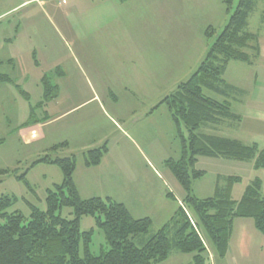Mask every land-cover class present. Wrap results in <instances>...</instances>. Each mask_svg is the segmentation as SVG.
<instances>
[{
	"label": "rangeland",
	"instance_id": "rangeland-1",
	"mask_svg": "<svg viewBox=\"0 0 264 264\" xmlns=\"http://www.w3.org/2000/svg\"><path fill=\"white\" fill-rule=\"evenodd\" d=\"M24 1L28 0H0V15ZM238 1L228 8L225 0H108L109 10L94 14L91 4L100 5L101 0H32L3 15L0 75L9 76L28 95L25 99L15 86L0 84V197L17 198L7 213L18 211L28 220L27 204L45 211L46 190L62 182V173L54 165H32L46 156L74 155L79 166L73 175L81 183L82 195L105 193L134 219L152 221L148 233L134 240L136 246L155 235L179 206L193 223L182 203L185 193L165 166L166 161L181 158L182 141L167 108L155 107L195 73ZM209 27L215 31L211 39L205 36ZM245 31L257 35L264 47V1L257 0ZM252 65L228 63L223 79L237 91L227 98L207 89L203 94L218 102L228 100L239 115L251 108L250 103L264 106V55ZM56 68L62 75L54 73ZM45 74L60 83L62 93L57 101L36 109V121L71 112L42 128L45 137L25 144L20 134L28 132L22 127L30 119V108L43 100L40 80ZM229 124L220 132L203 125L198 133L241 137L246 145L256 142L264 149L262 126L246 119ZM180 130L188 148V132L183 125ZM65 139L70 141L67 148L51 150ZM102 145L108 149L102 164L86 169L84 177V155ZM195 169L205 173L191 183L198 199L213 197L216 186L224 191L227 179L238 177L240 182L231 190L232 200L238 202L253 180L264 179V170H255L253 161L199 157ZM24 173L34 194L18 179ZM71 214L69 208L61 210L62 218L71 219ZM91 229L90 251L98 256L108 249L104 235L92 217H83L80 230ZM205 246L208 264H264V236L252 219L233 221L229 252L223 258ZM192 257L173 250L162 264H193Z\"/></svg>",
	"mask_w": 264,
	"mask_h": 264
},
{
	"label": "trees",
	"instance_id": "trees-1",
	"mask_svg": "<svg viewBox=\"0 0 264 264\" xmlns=\"http://www.w3.org/2000/svg\"><path fill=\"white\" fill-rule=\"evenodd\" d=\"M232 1L225 0L228 8ZM256 2L238 1L236 9L214 39L195 73L157 106L164 105L167 108L182 141L181 158L178 161L170 159L165 162V166L185 193L182 203L189 209L193 223L179 206L172 218L138 247L134 240L148 233L152 225L149 218L134 219L123 204L110 198L82 199L73 182L77 164L75 157L53 159L46 156L35 162L32 168L38 164L54 165L62 173V182L46 190L45 211L27 204L30 214L26 220L18 211L7 213L16 203V197H0V264H162L173 250L192 254L193 264H208L205 245L223 258L227 253L235 219H252L256 230L264 236V196L261 194L264 179L253 180L238 202L231 198L233 185L240 182L238 177H229L224 191L216 186L211 198L198 199L191 192V183L205 175L195 169L199 157L253 161L255 170H264V149H259L257 144L245 145L235 139L198 133L203 125L218 126L240 120L232 112L228 100L218 102L206 97L203 89L227 98L230 92L237 91L223 79L227 64L236 61L252 65L258 58V36L245 31ZM214 35L215 31L210 27L205 31L206 38L211 39ZM245 50H249L251 55ZM54 73L62 75L59 68ZM40 81L43 100L30 108V119L22 128L35 125L36 109L44 108L59 96V87L49 74L43 75ZM2 83L15 86L19 94L28 99V95L9 76L0 75ZM181 125L188 132V148L180 130ZM2 143L3 140H0ZM67 147V142H63L54 145L51 150ZM107 153L106 145L88 151L84 155V166H98ZM26 175L24 173L18 179L34 194ZM166 196L174 199L171 194ZM63 208L72 210L71 219L62 218ZM86 216L95 220L108 247L98 256L90 251L93 229L85 232L80 230V221ZM81 247L83 256H80Z\"/></svg>",
	"mask_w": 264,
	"mask_h": 264
},
{
	"label": "crops",
	"instance_id": "crops-1",
	"mask_svg": "<svg viewBox=\"0 0 264 264\" xmlns=\"http://www.w3.org/2000/svg\"><path fill=\"white\" fill-rule=\"evenodd\" d=\"M32 0H28V1H24L23 3H21L19 6L17 7H13L11 8L9 11H7L6 13H4L3 15L7 14V13H10V12H13V11H16L18 8H20L21 6L27 4V3H30ZM102 3L100 5H94L93 3L91 4L92 6L90 7V10L92 13L94 14H102L104 13L105 11L109 10V6L107 5L108 3V0H101ZM106 4H104V3ZM3 15H0V18L3 16ZM99 17V15H98ZM100 18V17H99ZM16 34V33H15ZM260 47V54L258 56V58L256 59V62L260 61V59L263 57L264 55V47L259 45ZM14 63V62H13ZM13 63L11 65H13ZM228 65V64H227ZM15 65H13L14 67ZM38 66V65H36ZM249 66H253V65H249ZM55 70V69H53ZM226 71V70H225ZM57 84V83H56ZM60 84V83H59ZM57 84V86L59 87V96L58 98L60 97V93H62V90H61V87L60 85ZM234 87V86H233ZM55 99L54 101H57L58 100ZM97 97H95L94 99H96ZM79 106H77L76 108H78ZM250 107L251 108H247L246 111L243 113L242 112V115H239L238 113H234L233 112V105L231 104V109H232V112L234 114H236L237 116L240 117V120H238L237 122L239 123H243V119L245 120H249V121H254L255 123H257V125L261 128H264V106H253V104L250 103ZM74 108V109H76ZM72 109V110H74ZM155 109H158V107L156 106ZM69 112L71 111H65V112H62L61 115H59L58 117H55V119H49L48 116L46 118H48L44 123H39V121H37V123L35 125H32V126H29V127H24L22 129H26L28 130V132H26V134L24 132H21L22 135L20 134V137L22 138V140L25 142V144L27 143H30L32 142L35 138L37 137H45L43 132H42V128L44 127H47L48 125H50L54 120H57L59 118H62L63 116L67 115ZM152 113V112H151ZM230 122H226V123H221L219 124L218 126H214L212 127L211 129L214 130V132H220V130L222 129V127L228 125V127H230ZM23 131V130H22ZM222 132V131H221ZM231 139H235V140H238L240 142H242L243 144L246 145V143L243 141V139H241V137H235V138H231ZM76 140H78L77 136H76ZM80 142V140H78ZM63 142H67L68 146L70 144V141L68 139H65ZM62 142V143H63ZM60 144V143H59ZM253 144H258L256 142H254ZM259 147V146H258ZM74 156V155H72ZM77 159V158H76ZM103 162V160H102ZM101 162V164H102ZM101 164H99L97 167H99ZM79 165L77 164L76 168L78 167ZM84 168H82V175L85 177V170L86 169H91V168H86L84 165H83ZM94 168V167H93ZM96 168V167H95ZM77 170V169H76ZM75 170V172H76ZM75 174V173H74ZM77 176L73 175V182L77 188V191L79 192V195L82 199H89V198H92V197H99V198H102V199H105L107 198V195L105 193H97V192H87L88 194L90 195H82V193L80 191H82L81 189V183L79 182H76V178ZM83 183L86 185H90V180L87 181V183L85 182V180L83 181ZM110 197V196H108ZM111 198V197H110ZM176 212L173 211V215L174 213ZM141 218H144V217H139V219ZM172 218V217H171ZM136 219V218H135ZM229 247V246H228ZM229 252V248L227 249V253L228 254Z\"/></svg>",
	"mask_w": 264,
	"mask_h": 264
},
{
	"label": "built area",
	"instance_id": "built-area-1",
	"mask_svg": "<svg viewBox=\"0 0 264 264\" xmlns=\"http://www.w3.org/2000/svg\"><path fill=\"white\" fill-rule=\"evenodd\" d=\"M185 211H186V209L185 208H183ZM187 213V212H186Z\"/></svg>",
	"mask_w": 264,
	"mask_h": 264
}]
</instances>
